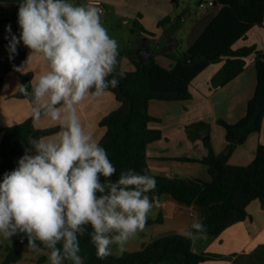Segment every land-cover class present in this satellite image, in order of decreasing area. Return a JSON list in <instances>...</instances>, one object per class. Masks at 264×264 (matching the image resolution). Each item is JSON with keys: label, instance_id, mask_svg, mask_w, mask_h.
I'll return each instance as SVG.
<instances>
[{"label": "clouds", "instance_id": "1", "mask_svg": "<svg viewBox=\"0 0 264 264\" xmlns=\"http://www.w3.org/2000/svg\"><path fill=\"white\" fill-rule=\"evenodd\" d=\"M101 15L92 4L19 0V36L11 24L5 28L9 60L22 41L49 63L33 93L37 100L48 97L51 118L62 123L57 140L29 139L35 153L25 149L17 167L0 176V236L23 233L27 249L37 255L39 241L50 250L48 264H84L79 253L86 232L98 259L110 256L113 244L124 251L130 238L144 230L154 204L148 194L156 189L155 177L127 169L113 179L116 166L77 114L76 106L89 95L99 96L119 83L115 76L108 79L116 72L119 52ZM31 60L29 55L25 63ZM21 91L27 92V86L21 85ZM194 227L206 234V226Z\"/></svg>", "mask_w": 264, "mask_h": 264}, {"label": "trees", "instance_id": "2", "mask_svg": "<svg viewBox=\"0 0 264 264\" xmlns=\"http://www.w3.org/2000/svg\"><path fill=\"white\" fill-rule=\"evenodd\" d=\"M205 1L219 5L220 9L186 49L169 54L175 59L173 65H163L153 56L147 61L140 60L133 47L124 51L133 59L137 69L123 73L114 72L108 77L112 79L115 76L119 81L118 86L114 88L109 86L106 90L112 91L121 105L100 120L106 131L99 144L106 149L109 159L117 168L116 177L113 179L119 176L121 170L127 169L155 177L157 186L154 192L148 194L150 199L160 202L163 196L169 195L179 203L198 206L201 209V217L195 225L206 226V235L213 237L220 235L232 224L250 217L247 207L253 200H264V143L259 144L253 161L247 165H235L229 162L230 154H216L210 137H207L205 141L209 153L202 159H185L207 164L211 180L169 178L154 174L150 169L147 154L148 145L163 135L161 129L150 126L152 120H158L150 113L151 100L175 101L191 98L192 81L209 65L223 60V67L213 76L212 82L214 86L224 85L246 68L248 57L253 53L256 54L258 83L255 94L249 100L247 114L234 123L223 118L218 122L227 130L230 152L244 143L251 133L259 131L262 127L264 49H258L256 45L234 48V44L246 37L252 27L264 23V0H199L198 4ZM0 3L12 6L13 15L6 19L18 25L19 0H0ZM170 20L171 16H166L159 24H165ZM135 26L146 31L139 21H136ZM2 42L8 46V40L0 37V43ZM176 43L179 41L176 40ZM16 49V53H12V60H9L8 50L5 73L0 76V93L6 75L14 68L13 66L19 65L26 58L25 49L19 44L16 45ZM32 79V73H25L21 77V85H26L27 89L31 90L30 96L34 95ZM58 106L60 105L56 107ZM48 112L49 109L44 106L25 120L5 127L0 143V176L3 172L17 167V161L25 154V149H30L32 154L35 153L29 139L42 140L45 136L61 130L59 126L49 128L35 126V118ZM161 221L162 216L159 215L156 219L147 218L146 224ZM194 230L201 233L195 227ZM27 243V236L20 233L13 245H7V255L1 264H16L23 257V251L19 246ZM36 243L44 249L39 241ZM80 248L79 254L84 264H203L206 260L225 256L195 251L193 237L182 233L155 238L139 249L126 251L122 255L112 253L104 260L97 258L96 249L90 242L87 232L81 237ZM234 255L236 254L229 256ZM250 257L253 263L247 264H264V245L251 252ZM241 262V258L238 257L236 263L242 264ZM64 263L72 264L68 260Z\"/></svg>", "mask_w": 264, "mask_h": 264}, {"label": "crops", "instance_id": "3", "mask_svg": "<svg viewBox=\"0 0 264 264\" xmlns=\"http://www.w3.org/2000/svg\"><path fill=\"white\" fill-rule=\"evenodd\" d=\"M78 1L81 5L89 4V0ZM103 1L106 12L111 10L120 15L126 23L133 22L132 32L138 37L133 48L145 47L144 42L153 40L152 56L166 66H171L175 62V59L169 54L186 49L197 39L220 9L219 5L207 1L203 2L204 6L197 3L195 7L190 6L187 0ZM166 16H171V20L160 25L159 22ZM136 21H139L146 31L135 26ZM176 40L179 41L178 44ZM245 45H256L258 49H264V23L252 27L246 37L239 39L234 44V48ZM125 50L118 51L115 73L137 69L135 62L124 52ZM29 55L32 56V60L25 63ZM255 60L256 54L253 53L248 57L246 68L234 79L220 86H214L212 79L223 67L224 60L209 65L192 81L190 86L192 97L189 99L151 100L150 113L158 120L151 121L150 126L159 128L163 132L162 137L151 142L147 149L148 162L154 174L165 175L169 178L211 180L207 164L185 159L204 158L209 153L205 141L207 137H210L216 154H230V163L247 165L253 161L259 144L264 143V118L261 129L251 133L246 141L238 145L232 152L228 147L227 130L218 123V120L223 118L234 123L247 114L249 100L255 94L258 83ZM49 70L50 65L42 53H32L30 49H26L25 60L13 68L9 72L10 74L8 73L14 83L12 91L21 88L23 74L32 73V83L35 84L39 76L46 74ZM9 81H5V84ZM10 94L0 98V109H2L0 143L5 127L17 124L32 116L33 109L43 108L48 100V97H44L40 100L35 99L32 103L25 98L27 96H20L18 93ZM120 105L115 94L105 90L99 96L89 95L76 106V110L85 130H91L94 139L99 143L106 131L101 126L100 120L119 108ZM57 108L61 109L63 115L62 105ZM61 123L62 120H53L49 112L34 120L37 128L60 126ZM58 133L59 131L47 135L42 140L55 141L58 139L56 138ZM158 204L161 207L159 215L162 216V221L146 224L155 228L153 235L145 240L130 241L131 245L128 247L130 249L126 251L139 249L155 238L164 235L182 233L191 235L193 239L201 237L206 240L204 244L200 245H196L194 240L195 251L225 255L221 258L206 260L203 264H237L238 257L241 258L242 264H247L253 263L250 257L251 252L264 245V200H253L247 207L250 217L232 224L220 235L213 237L196 236L198 232L194 230V225L201 217V209L198 206L179 203L169 195L163 196ZM157 217L148 216L147 218L156 219ZM20 248L23 251V257L16 264H48L47 254L49 251L41 249V254L37 255L28 250L26 245H21ZM230 254L236 255L230 257ZM63 264L65 263L63 262Z\"/></svg>", "mask_w": 264, "mask_h": 264}, {"label": "rangeland", "instance_id": "4", "mask_svg": "<svg viewBox=\"0 0 264 264\" xmlns=\"http://www.w3.org/2000/svg\"><path fill=\"white\" fill-rule=\"evenodd\" d=\"M66 2L72 3L74 5L80 4L78 0H67ZM187 2H188V4H190V6L195 7L198 3V0H187ZM12 15H13L12 6L5 4V3H2V4L0 3V37H2V38H4L7 35L5 28L9 24H11L13 33H15L17 36H19V26L16 25L13 21L6 19V17H12ZM101 23L107 29L109 36L117 41L118 51H123L124 49L128 50L130 47H133L134 43L138 40V37L135 34H133V32H132L133 22L126 23L124 21V19L122 17H120V15L115 14L111 10L109 12H106V13L102 12ZM9 39H10V37H9ZM155 42H157V41L155 40ZM18 44L22 48L24 47L23 49H25V51H26V49H28L23 44L22 41ZM143 45H145V47L146 46H153L154 42H153V40H148V41L144 42ZM7 62H8V46L6 45V43L2 42V43H0V76L4 75ZM9 74L6 75V79L8 81L9 80L10 81L5 84L3 92L0 95L1 99L4 95H8L10 93H11L10 95H12L13 93L20 94V92H21V88H17L16 90L12 91V89H14V83H13L12 79L9 77ZM25 98L28 99L32 103L36 99L34 95L33 96H27ZM36 110H39V108H37ZM1 114H2V109H0V117H1ZM50 138H52V137H50ZM56 138H58V137H56ZM47 140H51V139H47ZM160 211H161V207L159 206L158 202H154L153 208L148 213V216L157 217L159 215ZM154 229H155L154 227L145 225V228L142 232H138L135 236L130 238V240L125 245L124 251H121L119 246H117L115 244L111 245L112 253H115L118 255L125 253L127 249H130V248H128L129 245H131L130 241H133V240L138 241V240L148 239L149 236L153 235ZM198 235L209 237V235H206V234L196 233V236H198ZM16 237H17V235H14L11 238H4L3 236H0V264L5 259L7 245H13L15 240L17 239ZM194 240H195L196 245L204 244L206 242V240L202 239L201 237L197 238V239L194 238ZM19 247H21V246H19Z\"/></svg>", "mask_w": 264, "mask_h": 264}, {"label": "water", "instance_id": "5", "mask_svg": "<svg viewBox=\"0 0 264 264\" xmlns=\"http://www.w3.org/2000/svg\"><path fill=\"white\" fill-rule=\"evenodd\" d=\"M136 52H137V56L139 57V59L144 60V61L150 60L153 54V50L151 46H148V47L141 46L136 49ZM30 94H31V91L28 89H27V92H23V91L20 92V96H28Z\"/></svg>", "mask_w": 264, "mask_h": 264}, {"label": "built area", "instance_id": "6", "mask_svg": "<svg viewBox=\"0 0 264 264\" xmlns=\"http://www.w3.org/2000/svg\"><path fill=\"white\" fill-rule=\"evenodd\" d=\"M89 4H92L96 7H98L99 9H101V13H105L106 12V7L104 5V1L103 0H89ZM205 4L202 3V6H204Z\"/></svg>", "mask_w": 264, "mask_h": 264}]
</instances>
